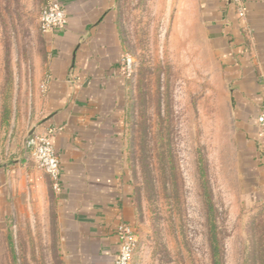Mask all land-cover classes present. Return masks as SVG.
Listing matches in <instances>:
<instances>
[{
  "label": "rangeland",
  "instance_id": "1",
  "mask_svg": "<svg viewBox=\"0 0 264 264\" xmlns=\"http://www.w3.org/2000/svg\"><path fill=\"white\" fill-rule=\"evenodd\" d=\"M48 1L0 0V264H63L55 192L24 149L43 97L39 14ZM116 10L133 62L123 113L136 230L130 264H212L199 159L221 263L264 264V196L244 198L221 75L197 37L191 0H116Z\"/></svg>",
  "mask_w": 264,
  "mask_h": 264
},
{
  "label": "crops",
  "instance_id": "2",
  "mask_svg": "<svg viewBox=\"0 0 264 264\" xmlns=\"http://www.w3.org/2000/svg\"><path fill=\"white\" fill-rule=\"evenodd\" d=\"M66 24L42 33L46 85L30 133L54 129L60 190L55 192L63 264H112L116 227L134 225L133 187L124 155L127 80L116 0H49ZM246 25L227 0H191L199 41L216 60L229 107L236 171L244 198L264 196V159L254 122L264 101V0H243ZM186 40L193 43L192 36ZM31 180L45 191L43 175Z\"/></svg>",
  "mask_w": 264,
  "mask_h": 264
},
{
  "label": "built area",
  "instance_id": "3",
  "mask_svg": "<svg viewBox=\"0 0 264 264\" xmlns=\"http://www.w3.org/2000/svg\"><path fill=\"white\" fill-rule=\"evenodd\" d=\"M234 6L236 18L246 25V9L243 0H227ZM66 24V12L63 6L58 3L48 1L41 7L39 14V28L42 33L51 32L55 28H63ZM132 58L129 54H122L121 69L129 72L132 67ZM46 79L43 80L41 88L44 89ZM257 126V150L264 159V101L254 120ZM54 129H49L41 133H31L24 141V149L36 163L37 167L48 177L54 192L60 190L59 183V159L54 151L51 135ZM119 237V249L113 259L112 264H130L135 246L136 230L134 225L121 222L116 227Z\"/></svg>",
  "mask_w": 264,
  "mask_h": 264
},
{
  "label": "trees",
  "instance_id": "4",
  "mask_svg": "<svg viewBox=\"0 0 264 264\" xmlns=\"http://www.w3.org/2000/svg\"><path fill=\"white\" fill-rule=\"evenodd\" d=\"M198 172L200 176L201 190L204 197V205L206 209V218L208 224V241H209L212 264H222L221 247L219 244V239L216 231L215 213H214L215 208L211 200V194L206 179V173L201 163V159H199L198 161Z\"/></svg>",
  "mask_w": 264,
  "mask_h": 264
},
{
  "label": "water",
  "instance_id": "5",
  "mask_svg": "<svg viewBox=\"0 0 264 264\" xmlns=\"http://www.w3.org/2000/svg\"><path fill=\"white\" fill-rule=\"evenodd\" d=\"M31 134V133H30Z\"/></svg>",
  "mask_w": 264,
  "mask_h": 264
}]
</instances>
